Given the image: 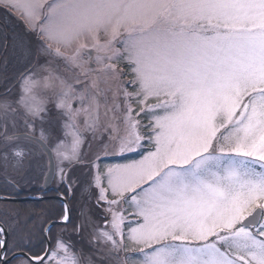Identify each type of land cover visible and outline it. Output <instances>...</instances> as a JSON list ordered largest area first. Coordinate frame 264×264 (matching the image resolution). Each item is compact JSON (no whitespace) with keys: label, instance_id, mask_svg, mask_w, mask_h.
<instances>
[{"label":"snow or ice","instance_id":"snow-or-ice-1","mask_svg":"<svg viewBox=\"0 0 264 264\" xmlns=\"http://www.w3.org/2000/svg\"><path fill=\"white\" fill-rule=\"evenodd\" d=\"M0 4L24 25L0 200L38 172L79 203L36 255L0 224V264H264V0Z\"/></svg>","mask_w":264,"mask_h":264},{"label":"rangeland","instance_id":"rangeland-1","mask_svg":"<svg viewBox=\"0 0 264 264\" xmlns=\"http://www.w3.org/2000/svg\"><path fill=\"white\" fill-rule=\"evenodd\" d=\"M0 7L2 9L5 10V12L3 10L0 9V19L2 21L5 22V24L8 26V33L10 35V41L9 43V51H8V57L11 59L15 60V67L12 70V74L13 77L18 76L19 71L21 70L22 67V60H21V54L19 49L14 48L13 47V37L18 36L23 34L24 32V25L22 23V20L20 19L21 23L18 22L17 18L14 16H11L10 14H8V10L11 9L13 10V12L15 13L16 16H20L21 13L19 10L15 9V8H6L3 4H0ZM4 32L5 30L2 27V24H0V50H2L3 48V37H4ZM118 47V45H117ZM121 67H124L123 64L120 65ZM0 67L2 69V79H4L5 77V72H4V65L1 64L0 61ZM127 70V69H125ZM131 79V76L126 77ZM99 153V146L95 143H91L89 145H87L84 148V155H85V160L83 162H88L92 159L95 158V155ZM127 160H135V159H139V156L134 153H127ZM114 158V159H113ZM111 157L110 155L105 157L102 161H100L101 166H110L114 163H123V162H127L126 160H121L119 157ZM86 171V169L83 168H76L75 169V175L76 176H81L84 172ZM35 173L36 175H39L38 172H32L30 175L28 174V176L25 178L26 182L23 181V183L25 184L26 188H29V185L33 178L35 177ZM62 192H64L65 194L68 195V193L65 191L64 187H62L61 189ZM30 195V193H29ZM0 202H4V203H0V207L3 208L9 212V215H6L4 213H2L0 211V220H5L6 222H8L9 224L14 223L13 221V217L15 215H12V211L13 210H19L22 214V218L20 220V218L17 220L19 221V224L23 225L24 227H26V230H23V233H25L26 231V238H30L31 243L32 242H36L39 247H41V241L44 240V232L40 231V229L36 232L34 231V229H32V224L41 221V225L42 228H44L46 226L47 223H49L50 221H56L55 219H59L58 216L59 215H63L64 211H60L57 209V207L54 208L53 204L49 205L46 202H39V201H24L22 202L20 205H18L17 203H15V201H0ZM74 205L76 208L79 207V203L78 200L74 201ZM36 221L33 223V221ZM50 222V223H51ZM64 226L62 225V228ZM36 244V245H37Z\"/></svg>","mask_w":264,"mask_h":264},{"label":"flooded vegetation","instance_id":"flooded-vegetation-1","mask_svg":"<svg viewBox=\"0 0 264 264\" xmlns=\"http://www.w3.org/2000/svg\"><path fill=\"white\" fill-rule=\"evenodd\" d=\"M0 9L5 12V10L2 9L1 7H0ZM8 14H9V12H8ZM0 24H2V27L5 30L4 37H3V39H4L3 48H2V50H0V61H1V64L4 65V72H5V77H4V79H2V75H1L2 69L0 67V92H3L6 87H12L16 83V79L18 76L13 77L12 70L15 67V60L8 57V51H9V47H10L9 43H8L10 41V35L8 33V26L1 19H0ZM84 163H86V162H84ZM24 182H26V180H24ZM28 185H29V188H26L25 184L22 182V185H21L22 190L19 191L16 198L34 196V197H37V199H30V200L19 199V200H12V201H15V203H17L18 205H20L24 201L46 202L49 205L53 204L54 208L57 207V209L60 211H64L63 205L65 202H67L69 207L74 206V201L67 194H65L64 192L61 191V189L63 187L62 185H59L55 181H47L46 182L45 178L42 177L40 174L36 175V173H35V177L33 178L32 182ZM29 193H30V195H29ZM0 194L9 195V196L16 194V189L6 182L3 175H0ZM62 196L65 199H61ZM38 197H41V198H38ZM0 201H3V200H0ZM0 203H4V202H0ZM0 211L6 215H9V212H7L4 209V207L3 208L0 207ZM11 213H12V215H15L18 219L19 218H20V220L23 219L22 214L19 210H13ZM60 217H61V215L58 216L59 219H60ZM59 219H55V220L57 221ZM34 222H36V221L34 220L33 223ZM49 223H47L45 227H47V225ZM0 224H4L5 226L9 225V223L6 222L4 219L0 220ZM32 229H34V231H36V232L39 229H40V231H42L43 228L41 225V221L32 224ZM61 229H62V225L57 224L52 229V233L55 234L56 232L60 231ZM23 230H26V227H24L21 224H18V236L19 237H25L26 231H25V233H23ZM31 244L33 245V248L25 249V251H28L30 255H36L38 252H40L41 248L44 246L41 244V247H39V245L36 242H32Z\"/></svg>","mask_w":264,"mask_h":264},{"label":"water","instance_id":"water-1","mask_svg":"<svg viewBox=\"0 0 264 264\" xmlns=\"http://www.w3.org/2000/svg\"><path fill=\"white\" fill-rule=\"evenodd\" d=\"M30 200V199H37V197H34V196H27V197H22V198H15L13 200Z\"/></svg>","mask_w":264,"mask_h":264}]
</instances>
